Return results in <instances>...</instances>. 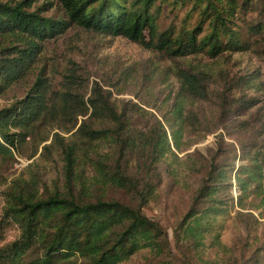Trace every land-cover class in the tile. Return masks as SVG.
I'll return each instance as SVG.
<instances>
[{
    "label": "trees",
    "instance_id": "1",
    "mask_svg": "<svg viewBox=\"0 0 264 264\" xmlns=\"http://www.w3.org/2000/svg\"><path fill=\"white\" fill-rule=\"evenodd\" d=\"M56 1L62 18L43 16V11L49 10L43 7L31 11V0H0V96L33 75L45 44L74 25L128 39L171 59L196 55L215 59L230 52H245L252 45L247 37L264 36V0ZM165 7L185 9L181 26L161 28ZM254 11L263 20L244 29L240 22ZM194 16L197 22L191 25ZM181 80L184 97L213 99L210 73L185 71ZM216 99L221 124L232 115L240 119L258 106L244 102L237 108L238 100H230L227 90L218 93ZM89 114L97 126L86 119ZM255 121L262 141L251 149L259 154L253 166L243 164L236 172L241 191L237 206L241 210L259 209L250 208L243 199L259 196V188L264 187V113H258ZM51 126L66 134L74 132L75 139L65 142L55 135L54 143L63 155L61 176L52 185L38 184L8 207L20 234L0 249V264H124L143 252L149 253L151 260H169L168 233L145 213L164 182L166 151L172 152L165 128L161 126L162 134L150 138L133 128L132 118L98 96L86 100L84 94L69 100L63 94L55 95L39 73L22 99L0 109V161L13 158L14 150L28 138ZM240 126L252 129L250 121H241ZM217 130L210 129L206 135ZM177 132H173V140L178 149ZM231 148L234 155L230 163L223 159L225 153L220 149L211 153V159L205 156L189 169L198 182L176 242L194 253L195 262L200 264H264V240L254 238L243 245L238 258L234 247L222 244L213 225L234 207L231 175L239 158L233 145ZM247 150H242L240 160H247ZM176 169L167 167L180 182ZM242 173L248 177H241ZM238 216L251 235L257 223L253 213L240 212Z\"/></svg>",
    "mask_w": 264,
    "mask_h": 264
},
{
    "label": "rangeland",
    "instance_id": "2",
    "mask_svg": "<svg viewBox=\"0 0 264 264\" xmlns=\"http://www.w3.org/2000/svg\"><path fill=\"white\" fill-rule=\"evenodd\" d=\"M31 2V11L43 7L49 9L43 11L45 17L63 16L56 0ZM186 14L185 9L165 7L160 19L161 28L166 29L172 24L181 26ZM259 20L263 18L254 11L240 24L248 29V25ZM190 21L189 24L194 25L197 17ZM248 38H251L252 45L245 52H230L215 59L206 55L171 59L164 53L145 49L128 39L88 32L74 25L66 34L45 44L33 68L34 74L0 96V109L22 99L29 92L36 75L41 73L55 95L63 94L69 100L84 94L86 100L98 96L109 106L132 118L133 128L142 130L150 138H157L158 133L161 135L163 132L161 126L165 128L172 152L166 151L168 160L162 167L164 182L157 198L146 206L145 213L159 222L168 233L172 256L166 261L151 260V255L143 252L124 264H200L195 262L194 253L176 242V233L193 204L192 190L198 182L189 169L205 156L211 159V153L220 149L225 153L223 159L230 163L234 155L231 153L233 145L239 158L231 175L234 207L213 225L221 235L222 244L234 247L235 256L241 258L243 245L254 238L264 240V187H257L262 190H258L259 196H244L243 199L250 208L259 209L241 210L237 206L241 191L236 172L243 164L253 166V160L259 154L251 148L262 141L258 137L259 124L255 120L258 113H264L259 111L264 107V36ZM185 71L211 74V87L214 90L211 101L183 96L181 74ZM224 90H227L230 100H238L237 108L244 102L247 105L256 102L258 106L240 119L232 115L221 124L216 95ZM86 119L91 125H98L90 114ZM241 121H250L252 129L240 126ZM216 127V133L206 135L207 131ZM176 131L180 141L178 149L173 140V132ZM73 133L66 134L54 126L42 128L18 150H14L13 158L0 161V249L14 242L20 234L8 207L18 203L15 200L20 195L33 191L38 184L52 185L61 176L63 155L54 143L55 135L68 142L75 139ZM47 146L50 148L45 150ZM244 148L249 150L244 151L247 160L243 161L240 158H243ZM168 165L177 168L175 173L179 174L180 182L168 172ZM247 175L242 173L241 177L247 178ZM240 212H251L257 219L251 235L243 219L238 216ZM207 257L211 259V251L207 252Z\"/></svg>",
    "mask_w": 264,
    "mask_h": 264
}]
</instances>
